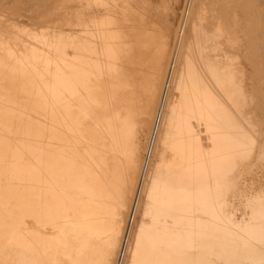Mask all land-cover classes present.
I'll return each mask as SVG.
<instances>
[{
    "label": "bare ground",
    "instance_id": "6f19581e",
    "mask_svg": "<svg viewBox=\"0 0 264 264\" xmlns=\"http://www.w3.org/2000/svg\"><path fill=\"white\" fill-rule=\"evenodd\" d=\"M52 3L0 0V264H264V0Z\"/></svg>",
    "mask_w": 264,
    "mask_h": 264
},
{
    "label": "rangeland",
    "instance_id": "374dc122",
    "mask_svg": "<svg viewBox=\"0 0 264 264\" xmlns=\"http://www.w3.org/2000/svg\"><path fill=\"white\" fill-rule=\"evenodd\" d=\"M60 2H61V0H53V3L51 5L54 8H58L60 6ZM179 5L180 6H178V8H177V14L180 13V10L179 9L182 7L181 3ZM4 7L6 8V10L11 9L9 5H4ZM184 8L186 10V7L185 6H184ZM261 9H262V7H261ZM34 11L35 10H32V11H30V10L29 11H22L21 12L22 14H19V15L21 17H25L29 21H33L35 14H38V13H35ZM184 14H185V12H184ZM185 17H186V15H185ZM178 28H179V26H178ZM259 40H261V37H260ZM245 54L246 53H244V58H246L248 60L247 66L251 69L250 71H252L251 72V75H250V79H251L252 86L254 88L255 87L256 88H259V87L262 88V87H264V85H259L258 84V82H259V80H258V77H259L258 68H259V66L257 64V60H256V63H255L254 61H251V58H250L251 56L249 54H248V57ZM256 56H257V53H256ZM166 74H167V72H166ZM166 74H165V76L163 78V82H162L163 84L162 85H165L166 84ZM256 93L258 94L257 95L258 98L256 99L255 106H256V110L258 111L257 118H258V121H259L260 126H261V129H262V135L259 136V138H258V142L256 144L254 156L257 155L258 158L260 159L259 160L260 162H258V161L257 162H253V165L251 167H248L249 169L246 167L247 170H249V171L247 172V170H246V173L244 172V175H242L241 181L243 182V180H244L245 181L244 184L247 185L245 187L246 188L249 187L247 189L248 190L250 189V191H248L246 189L247 192H253V194H255V193L258 194L259 193L260 195H264V100L261 101V99H260L261 93L259 91L256 90ZM149 160H150L149 152L144 151L143 164H145V167L142 166L141 169H140V172H141V175L142 176H145L146 173H147ZM243 176L245 177V179H243ZM246 194H249L250 195V193H246ZM237 195H238V198L239 199L242 198V197H244V195L242 196V193L240 194L241 196H239V194H236V197H237ZM246 197H244L245 200H246ZM238 198H237V202L239 201ZM244 198L241 199L242 202H243ZM241 203L239 202V205L240 206L237 204L238 205V208L236 210H234L235 213H233V216H235L236 219L240 216L239 219H238L240 221L243 220V219H241V217H243V214H245L244 211L245 212L247 211V208L246 207L249 205V204L247 205V200H246V204H245V202H243L244 206L243 205L241 206ZM245 205H247V206L245 207ZM251 206L252 205H250V207ZM243 207H245V209H243ZM239 212H241L242 214L239 213ZM236 213H238V214H236ZM252 214L256 216V213L255 212L252 213ZM263 222H264V218H263ZM246 264H253V263L246 262Z\"/></svg>",
    "mask_w": 264,
    "mask_h": 264
},
{
    "label": "built area",
    "instance_id": "2783aa9c",
    "mask_svg": "<svg viewBox=\"0 0 264 264\" xmlns=\"http://www.w3.org/2000/svg\"><path fill=\"white\" fill-rule=\"evenodd\" d=\"M157 120H158V115H157ZM152 138H153V137H152ZM152 138H151L150 142L152 141Z\"/></svg>",
    "mask_w": 264,
    "mask_h": 264
}]
</instances>
